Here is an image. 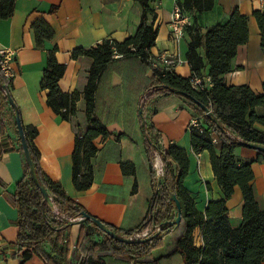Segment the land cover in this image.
Segmentation results:
<instances>
[{
  "label": "trees",
  "instance_id": "1",
  "mask_svg": "<svg viewBox=\"0 0 264 264\" xmlns=\"http://www.w3.org/2000/svg\"><path fill=\"white\" fill-rule=\"evenodd\" d=\"M134 1L139 4L141 15L133 35L121 42L106 39L94 46L71 51V58L86 69L81 90L63 92L59 89L58 81L65 72V65L57 62L56 47L47 52L39 87L47 91L46 105L62 120L70 122L75 132L72 183L78 191L87 190L92 184L91 159L98 151L94 140L109 135L106 125L113 121L121 125L122 134L115 135L118 139L121 135L130 136L135 121L140 122L153 194L144 218L136 227L117 228L91 216L71 199L61 185L41 169L40 155L33 143L37 129L23 126L35 183L18 138L15 112L8 100L11 97V79L0 68V139H3L0 141V156L15 149L13 142L5 137V108L8 106L23 171L10 195L11 203L17 210L15 245L21 257L20 264L32 253L45 264H105L103 258L106 256L134 264H158L160 257L175 253L181 255L184 264H263L264 210L259 208L252 187L253 161L237 158L234 149L247 144L264 147V132L253 126L254 123L264 126V114L256 112L257 107L264 108V83L263 93L255 95L245 85L228 86L223 81V75L231 70V61L238 46L248 40V16L235 9L226 21L213 24L204 33L195 27L197 18L193 16V25L186 30L189 41L185 53L191 75L182 77L173 69L162 70L153 64L150 49L155 45L157 36V29L153 27L156 14L150 0ZM178 4L185 11L196 14L211 9L213 0H181ZM13 5L14 0H0V19L12 15ZM57 9L58 6L53 5L48 13L53 14ZM252 15L260 30L264 53V11L256 10ZM31 28L38 48L53 38V30L43 18L33 21ZM114 74L121 80L119 85H112ZM191 76H209L212 87L204 93L195 92L190 87ZM166 95L180 99L181 108L186 109L192 118L202 117L203 120L201 131L189 129L191 148L194 153L208 151L213 175L224 195L222 199L209 202L204 212L195 208L193 199L183 186L189 168L187 152L174 143L162 146L160 133L143 116L156 97ZM81 96L85 126L79 131L75 119ZM208 110L210 112L206 114ZM154 112L151 110L150 113ZM212 135L220 140L219 154H216L211 142ZM155 153L163 164L162 178L155 176ZM256 161L264 162V152H258ZM120 167L123 174H134L132 163L123 162ZM0 186H4L1 181ZM235 186L240 188L243 207L242 221L238 228L233 229L228 220L226 202ZM40 187L46 190L49 200L43 197ZM136 189L134 183L132 192ZM173 196L181 208L178 224L173 223L177 217ZM53 206L61 219L52 213ZM82 213L101 221L122 237L130 238L149 227H159V230H154L147 239L123 243L100 231L92 221L80 220L78 238L72 249L69 231L73 222L70 219L79 218ZM197 233L201 237L200 245L195 243ZM95 235L100 237L99 241L93 239ZM161 247H164V253L154 257L153 251Z\"/></svg>",
  "mask_w": 264,
  "mask_h": 264
},
{
  "label": "crops",
  "instance_id": "2",
  "mask_svg": "<svg viewBox=\"0 0 264 264\" xmlns=\"http://www.w3.org/2000/svg\"><path fill=\"white\" fill-rule=\"evenodd\" d=\"M181 0H150V6L156 14L153 27L157 29L155 45L150 49L153 57L160 52L176 54L180 63L173 67L182 77L191 75L185 57L189 41L188 33L175 44L170 37L169 20L175 2ZM58 6L55 13L49 14L51 6ZM248 16V40L238 46L231 61V70L223 75L228 86L245 85L255 95L263 93L264 53L261 48V35L253 11H264L260 0H213L211 9L201 13L186 11L192 18L196 15L195 27L204 33L210 26L224 22L235 10ZM141 8L134 0H14L13 13L7 19H0V56L9 52V71L11 82L10 95L18 109L23 126H34L37 135L33 140L40 155L43 172L58 182L66 194L85 208L87 213L108 224L121 229L136 227L144 218L148 201L153 194L151 178L144 153L143 136L140 122L135 121L132 134L121 135L123 128L113 121L106 125L109 135L94 140L98 148L91 159L93 181L87 190L78 191L72 183V152L75 132L68 121L62 120L46 105L47 91L41 90L39 82L46 67L47 52L56 47L55 57L58 63L65 65V72L58 81L63 92L81 90L86 69L71 58L75 48H88L106 39L119 42L133 35L138 27ZM43 18L53 30V38L45 41L42 48L35 43L31 23ZM191 25V26H192ZM207 69L205 70V72ZM112 85H119V76H112ZM181 100L173 95L158 96L147 109V120L160 133V144L166 147L174 143L187 152L188 173L183 186L193 199L195 208L204 212L208 203L224 197L213 175L208 151L194 153L191 148L188 124L191 114L180 107ZM84 101L82 96L77 102L76 124L79 131L85 126L83 118ZM259 115L264 114L263 107H257ZM144 116V115H143ZM7 135L15 149L0 156V252L4 260L0 264H20L21 257L15 245L18 227L17 210L12 205L10 195L16 182L22 177L21 155L17 151L15 133L12 128L9 107L5 108ZM255 128L264 132V126L254 123ZM4 138V137H2ZM3 139H0L2 141ZM216 154L220 152V141L214 144ZM234 154L242 160H252V187L261 210H264V162L256 161L258 152L247 146H238ZM130 162L134 165L133 175H125L120 164ZM134 183L136 191L132 192ZM227 216L233 229L242 221L243 198L238 186L234 187L226 202ZM80 220L73 221L69 231V240L73 249L79 234ZM195 243L201 244L200 234H196ZM164 247L153 251L158 257L164 253ZM105 264H134L114 257L103 258ZM23 264H45L36 254ZM158 264H184L180 254L160 257ZM264 264V258H263Z\"/></svg>",
  "mask_w": 264,
  "mask_h": 264
},
{
  "label": "built area",
  "instance_id": "3",
  "mask_svg": "<svg viewBox=\"0 0 264 264\" xmlns=\"http://www.w3.org/2000/svg\"><path fill=\"white\" fill-rule=\"evenodd\" d=\"M264 3V0H260ZM192 25V18L191 16L178 4L175 2L174 7L171 11L170 20H169V28H170V37L171 40L178 44L181 39L184 38L186 34V30ZM10 53H3L0 56V68L3 74L7 77H11V72L9 71V60H10ZM180 63V59L176 54H169L168 52H160L156 57L153 59V64L159 66L162 70H172L174 66ZM190 87L195 92H206L212 87V81L209 76H191L190 77ZM210 111L208 110L206 114ZM202 117L192 118L188 124V129H198L201 131L202 125ZM220 140L217 136H211V142L213 144H217ZM155 161L153 164L154 172L156 178H162L163 176V164L159 158V155L155 153ZM52 213L57 215L58 219H61L62 216L58 215L57 208L53 206L51 208ZM80 220L79 218L70 219V221ZM159 227L155 228V231H158ZM152 231L148 228L141 230L140 232L135 233L130 239L138 240L143 238H148L152 235ZM4 260V256L2 252H0V261Z\"/></svg>",
  "mask_w": 264,
  "mask_h": 264
},
{
  "label": "water",
  "instance_id": "4",
  "mask_svg": "<svg viewBox=\"0 0 264 264\" xmlns=\"http://www.w3.org/2000/svg\"><path fill=\"white\" fill-rule=\"evenodd\" d=\"M8 100H9V102H10V104L13 107L14 112H15L14 113V120H15V123H16L17 134H18V138L20 140V144H21V147H22V151H23V154H24L25 161H26V163H27V165L29 167V171L31 173V176H32L33 180L36 183L35 176L33 174V162H32L31 155H30V152H29V149H28L27 141H26L25 136H24L23 125H22V122H21V119H20V115H19L18 109H17V107H16V105H15V103H14V101H13V99L11 97H8ZM197 104L203 110H206L205 107L202 104H199V103H197ZM245 146H247L249 148H252V149H255L257 152H264V147H262V146L253 145V144H247ZM40 191H41L43 197L46 200H49L48 194H47L46 190L43 187H40ZM172 198L175 201L176 208H177V217L173 221V223L178 224L179 221H180V216H181V208H180L179 202L175 199V197L173 196ZM80 220H90V221H92L96 228H98L100 231L104 232L105 234H107L108 236H110L111 238H113L114 240H117L119 242L130 243V242L133 241V239H130V238H127V237L118 236L112 230L108 229L105 226L104 223H102L101 221H99L97 219H94V218L90 217L86 213H82V216L80 217ZM144 239H147V238H143V239H139V240H144Z\"/></svg>",
  "mask_w": 264,
  "mask_h": 264
},
{
  "label": "rangeland",
  "instance_id": "5",
  "mask_svg": "<svg viewBox=\"0 0 264 264\" xmlns=\"http://www.w3.org/2000/svg\"><path fill=\"white\" fill-rule=\"evenodd\" d=\"M151 112V109H145V112H144V119H147L148 118V113H150ZM156 155V154H155ZM150 231H152V232H154V230H155V228L154 227H149L148 228ZM93 239L95 240V241H99L100 240V237L99 236H97V235H95V236H93Z\"/></svg>",
  "mask_w": 264,
  "mask_h": 264
}]
</instances>
